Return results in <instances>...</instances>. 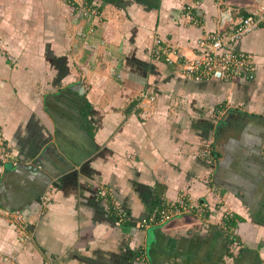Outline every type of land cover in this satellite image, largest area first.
<instances>
[{
  "label": "crops",
  "instance_id": "crops-1",
  "mask_svg": "<svg viewBox=\"0 0 264 264\" xmlns=\"http://www.w3.org/2000/svg\"><path fill=\"white\" fill-rule=\"evenodd\" d=\"M0 138V264H264V0H0Z\"/></svg>",
  "mask_w": 264,
  "mask_h": 264
},
{
  "label": "built area",
  "instance_id": "built-area-1",
  "mask_svg": "<svg viewBox=\"0 0 264 264\" xmlns=\"http://www.w3.org/2000/svg\"><path fill=\"white\" fill-rule=\"evenodd\" d=\"M73 2V0H71ZM82 5V4H81ZM83 14H89L91 9L87 5L82 6ZM192 18V17H191ZM257 24L254 18H248L239 22L236 28L231 31L226 37L221 34H210L205 39H201L198 42L200 48H204V51L197 55L196 58L186 61L182 66V73L191 79L203 80H223L234 78V76L240 75L241 71H245L250 74L247 64L249 57L243 53H238L233 50V45L251 34L256 30ZM0 144L2 139L0 138ZM210 151L205 152V157H210ZM193 210V206L173 205L166 207L158 217H152L151 219L143 222V227L147 228L152 223L157 224L170 220L173 216L181 213ZM143 264H147L146 259L141 256L140 258Z\"/></svg>",
  "mask_w": 264,
  "mask_h": 264
}]
</instances>
